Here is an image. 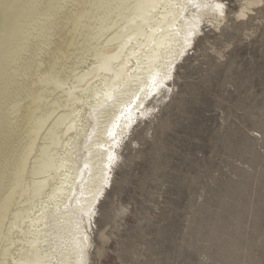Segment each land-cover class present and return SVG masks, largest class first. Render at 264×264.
I'll use <instances>...</instances> for the list:
<instances>
[{
  "label": "bare ground",
  "instance_id": "bare-ground-1",
  "mask_svg": "<svg viewBox=\"0 0 264 264\" xmlns=\"http://www.w3.org/2000/svg\"><path fill=\"white\" fill-rule=\"evenodd\" d=\"M224 1L0 0V264H89L121 143Z\"/></svg>",
  "mask_w": 264,
  "mask_h": 264
},
{
  "label": "rangeland",
  "instance_id": "rangeland-1",
  "mask_svg": "<svg viewBox=\"0 0 264 264\" xmlns=\"http://www.w3.org/2000/svg\"><path fill=\"white\" fill-rule=\"evenodd\" d=\"M253 1L225 0L222 20L204 21L171 93L130 128L89 264H264V0Z\"/></svg>",
  "mask_w": 264,
  "mask_h": 264
},
{
  "label": "snow or ice",
  "instance_id": "snow-or-ice-1",
  "mask_svg": "<svg viewBox=\"0 0 264 264\" xmlns=\"http://www.w3.org/2000/svg\"><path fill=\"white\" fill-rule=\"evenodd\" d=\"M225 7V5L223 3H219L217 4V8L221 10L220 14L223 15V8Z\"/></svg>",
  "mask_w": 264,
  "mask_h": 264
}]
</instances>
